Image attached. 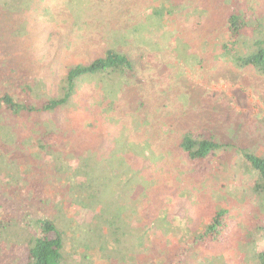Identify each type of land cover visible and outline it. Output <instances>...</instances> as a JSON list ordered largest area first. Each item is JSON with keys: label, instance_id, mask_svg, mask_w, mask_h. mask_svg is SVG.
Here are the masks:
<instances>
[{"label": "trees", "instance_id": "obj_1", "mask_svg": "<svg viewBox=\"0 0 264 264\" xmlns=\"http://www.w3.org/2000/svg\"><path fill=\"white\" fill-rule=\"evenodd\" d=\"M80 5L81 0H66L64 7L79 9ZM53 6H58L54 0H35L28 5L14 3V0H0V37L10 40L12 53L21 47L28 49L37 39L44 42L53 38L55 44L51 66L57 62L65 68V74L57 76L59 80L54 91L49 89L47 80L36 76L31 78V84L27 81L19 84L8 81V90L0 91V248L4 244H20L26 256L23 264H65L64 250H69L66 239L70 238L71 250L78 251L80 248L95 252L98 251V243L99 249L106 244L112 248L114 246V249L109 250L117 257L121 256L127 264H135L136 255L145 249L146 244L145 233L141 236V228L131 225L139 218V204L132 196L136 187L141 185L151 199V193L154 192L152 188L158 181L175 177L167 167L166 157V152L173 146L184 153L182 164L185 169L179 170L187 177L195 172L196 165H200L205 174H210L212 167L209 162L220 156L223 146L227 145L228 148L229 145H224L212 132L206 133L186 125L187 117L184 115H177L173 111L160 116L150 113L144 105V96L128 80L127 74L133 69V63L127 51L112 45L87 61H71L64 65L61 61L62 52L70 48L72 40L65 47L56 37L61 34L58 28L68 23L78 36L80 32L75 29H82L78 23H91L96 18L85 10L84 13L70 10L67 22L59 16L60 12L52 10ZM161 8L154 7V16L151 15L154 19L162 18L159 13ZM232 9L225 17V37L221 41H213L204 34L199 48L205 53L210 43L216 50L215 56L230 59L242 67L252 66L264 73V32L260 24L240 8ZM205 12H198L197 15H204ZM15 13L23 20L15 17ZM24 13L29 16L24 17ZM31 16L35 21L26 27L22 26ZM199 19L197 17L196 20ZM124 22L128 24L129 20ZM94 30L95 33L88 35L90 38L107 36L118 46L120 42L123 45L139 42V39L134 40L133 36L125 35L135 33L139 26L131 30L128 26L120 25L119 29L107 34ZM121 30L123 32L119 33ZM248 31L250 36L246 35ZM27 40L30 42L28 45ZM22 42H25L24 46H21ZM203 42H206V46ZM156 44L157 50L161 51L163 48L159 50L158 47L166 43ZM169 48L184 63L198 62L200 57L191 54L188 43L181 39ZM11 71L15 72L16 69L12 67ZM92 81H96V87H89L88 94H83L80 97L82 103L78 104L86 107L84 112L89 119L84 122L85 125L96 127V118L100 116L107 122L106 132L98 136L90 134L83 142H73L69 141L72 135L69 121H73V117H68L65 124H58L53 118L34 119L36 113L53 114L65 107L76 110L79 106L75 105V99L81 83ZM119 91L124 92L121 98L116 95ZM125 113L129 115L130 121L121 119ZM10 115L15 117L14 121L8 120ZM181 122L185 125L183 128L179 126V139L176 141L174 134ZM162 126L167 129L163 130L160 128ZM13 153L18 158L11 163L10 156ZM243 159L252 171L253 215L246 219L244 216L232 215L227 207L215 206L207 221V232L188 230L179 234L184 242L183 250L180 259L177 254L171 264H188L190 256L183 263L181 260L187 255L185 249L189 242L192 244L191 254H195L199 249L197 243L201 242L203 248L208 243H214L211 239H214L215 233L227 230L231 222L234 223L232 230L236 227L243 234L245 241L242 243L247 259L264 264V245L258 249L256 241L262 237L264 243V153L245 152ZM23 177L24 185L31 184L26 190L28 197H22L19 205L13 204V195H17L20 190L22 194L24 190L20 185ZM8 187L9 191H6ZM243 195L245 197L246 193ZM67 203L85 212L90 221L87 227L76 224L66 225L64 229L57 228L53 219L55 210ZM249 233L252 237H249Z\"/></svg>", "mask_w": 264, "mask_h": 264}, {"label": "rangeland", "instance_id": "obj_2", "mask_svg": "<svg viewBox=\"0 0 264 264\" xmlns=\"http://www.w3.org/2000/svg\"><path fill=\"white\" fill-rule=\"evenodd\" d=\"M34 1L14 0V3L28 5ZM54 3L58 6H53L52 10L60 12L59 16L66 21L70 10L82 13L85 10L96 18L91 23L79 22L82 29H75L80 32L78 36L68 23L58 28L61 34L56 37L60 38L65 47L72 40L70 48L67 47L62 52L61 61L64 65L71 61H87L90 57L102 54L112 45L127 51L133 63V69L127 74L128 80L138 87L140 95L144 96V105L150 113L160 116L173 111L178 113L177 115H184L187 117L186 125L206 133L212 132L224 145H229L228 148L227 145L223 146L220 156L209 162L212 167L210 174H205L203 168L196 165L195 172L187 177L179 170L185 169L182 164L184 153L180 148L173 146L166 152V157L167 167L175 177L158 181L152 188L154 192L151 193V199L141 185L136 187L132 196L139 204V218L131 225L141 228V236L145 233L146 244L145 249L139 253L143 255L137 257L135 264H171L176 260L174 257L177 254L180 259L184 242L179 234L188 230L207 232V221L215 206L229 208L232 215L250 218L254 210L251 206L254 199L251 190L252 171L245 163L243 154L264 153V73L258 72L252 66L242 67L235 65L230 59L215 56L216 50L210 43L206 46V42H203L208 50L205 53L201 52L199 46L204 34L213 41H221V38L225 37V17L231 13L232 8H240L259 23L264 32V0H81V8L70 10L64 7L66 0H54ZM162 3L164 5H161ZM154 7H162L159 10L161 19H154ZM205 10L204 15H197ZM24 15L27 17L28 14ZM17 16L15 13V17ZM197 17L201 20L200 25ZM18 19L23 20V17L19 15ZM28 19L22 26L26 27L28 23L31 25L35 21L33 16ZM126 20H129L128 24H125ZM120 25L128 26L131 30H136L139 26L135 33H125L127 37L139 39V42L130 45L120 42L118 46L107 36H88L95 33L94 29L107 34L111 30L119 29ZM122 32L123 30L119 31ZM246 35L250 36L251 33L248 31ZM178 39L188 43V51L191 54L200 55L198 62L184 63L177 58L176 52L171 51L169 46H173ZM164 41L166 44L158 47L163 50L158 51L156 43L161 44ZM29 43L27 40L26 44ZM24 44L25 42H22L21 46ZM54 44L53 38L44 42L37 39L28 49L21 47L12 53L10 40L0 37V91L8 90V81L15 84L27 81L31 84L33 76L47 80L49 89L54 91L59 80L57 76L65 74L62 64L56 62L51 66ZM12 67L16 69L15 72L11 71ZM95 83L96 81L81 83L75 99V105L79 106L76 110L65 107L53 114L36 113L34 119L53 118L58 124H65L68 117H73V121H69L72 134L69 141L73 142H83L90 134L98 136L99 133L106 132L107 122L100 116L96 118V127L85 125L84 122L89 119L84 112L86 107L78 104L82 103L80 97L88 94L89 87H96ZM123 93L119 91L116 95L121 98ZM93 110L90 111L91 114ZM126 114L121 119L127 118L130 121L129 115ZM14 118L10 115L8 120L14 121ZM180 125L183 128L185 124L181 122L177 126L174 134L176 141L179 139ZM160 128L167 129L165 126ZM17 158L13 153L10 162H16ZM20 181L24 190L22 194L20 190L17 195H13L12 202L17 205L21 203L22 197H28L26 190L31 185L23 184L24 177ZM6 191H9V187ZM19 209L23 210L22 207ZM54 217L59 229L76 224L87 227L90 223L81 208L69 203L57 208ZM232 225L233 222L227 230L217 231L214 239H211L214 243H208L204 248L201 242L197 243L199 249L195 254H191L192 244L189 242L185 249L187 255L183 253L185 256L181 262L190 256L188 264H257L255 260H249L245 256L243 234L236 227L232 230ZM67 234L69 235L70 231ZM248 235L252 237L251 233ZM256 241L258 249H261L264 245L263 238L258 237ZM66 242L69 250H64L65 264H127L121 256L117 257L109 250L114 249V246L112 248L104 244L103 248L99 249L98 243V251L86 252L79 247L78 251L71 250L70 238H67ZM25 258V251L20 244H4V247L0 248V264H23Z\"/></svg>", "mask_w": 264, "mask_h": 264}, {"label": "crops", "instance_id": "obj_3", "mask_svg": "<svg viewBox=\"0 0 264 264\" xmlns=\"http://www.w3.org/2000/svg\"><path fill=\"white\" fill-rule=\"evenodd\" d=\"M84 214H85V212H84ZM89 221V220H88ZM86 255V254H85ZM139 255H143V254H137L136 256L138 257ZM137 257H136V259H137Z\"/></svg>", "mask_w": 264, "mask_h": 264}]
</instances>
